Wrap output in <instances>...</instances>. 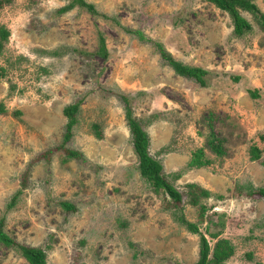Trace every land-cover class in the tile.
Instances as JSON below:
<instances>
[{
  "label": "rangeland",
  "instance_id": "1",
  "mask_svg": "<svg viewBox=\"0 0 264 264\" xmlns=\"http://www.w3.org/2000/svg\"><path fill=\"white\" fill-rule=\"evenodd\" d=\"M6 1L0 220L9 237L43 249L47 264H196L201 236L183 215L198 225L211 252L221 239L233 245L225 264L264 263V197L248 195L264 187L258 18L240 9L252 29L236 37L232 17L207 0H86L97 15L80 6L62 12L70 0ZM253 2L264 13V0ZM161 51L206 70L207 86L176 74ZM78 101L67 147L84 158L68 160L54 150L64 140L63 111ZM128 112L147 133L165 179L182 193L180 209L141 176ZM217 142L220 149L213 148ZM199 188L210 196L194 206L190 195ZM61 200L77 209L66 212ZM0 264L28 262L0 245Z\"/></svg>",
  "mask_w": 264,
  "mask_h": 264
},
{
  "label": "trees",
  "instance_id": "2",
  "mask_svg": "<svg viewBox=\"0 0 264 264\" xmlns=\"http://www.w3.org/2000/svg\"><path fill=\"white\" fill-rule=\"evenodd\" d=\"M69 1V0H68ZM210 3L215 4L219 9L227 12L233 19V35L236 37H242L248 32L251 31L252 25L250 22L244 18L240 14V9H244L246 11L252 12L260 21V24L264 27V13L261 12V10L256 6V4L253 2V0H207ZM6 0H0V9L6 4ZM76 6L84 7L88 9L90 12H93V14L97 15L98 12L96 11L94 5L88 3L86 0H70L69 4L63 8L61 11L65 12L68 9L74 8ZM7 38V32L4 31V33L0 36V51L3 48L2 41ZM161 48V47H160ZM99 53V52H98ZM107 53L105 45L102 40V45L100 47V55L105 56ZM161 58L167 62L168 65L171 66V68L176 72V74L185 77L189 80H193L197 82L201 87L207 86V81L205 77L208 75V72L202 68L199 67H192L183 64L182 62L175 60L170 54L165 53L164 51H161ZM0 76L2 74L0 73ZM252 97H257L256 92H252ZM120 98L125 102L127 106V110L129 109V99L125 95H119ZM82 101H78L77 103L70 104L67 107H65L63 113L67 117V123L65 126L64 131V140L63 143L56 148L54 151H63L66 159H77L81 160L84 158L83 153L77 150H73L69 147H67V144L72 140L74 136V128L77 124V114L79 112L80 106ZM6 112V109L4 106L0 104V114H4ZM21 112L16 111L15 114L19 115ZM128 120H129V126L132 133V139H133V147L135 154L138 157L139 160V171L141 176L143 177L146 182L154 188L155 191L162 190L170 200L172 201L173 205L180 209L182 204V193L173 185L171 184L167 179L164 177V167L162 165V162L154 158L149 151L150 148V140L143 129V126L138 122L135 121L131 116L130 112H128ZM96 127V126H95ZM98 136L100 137V134L98 133ZM219 142V141H218ZM213 146V148L220 149V143H218ZM201 150V149H200ZM52 153V151H48L44 156L48 158V155ZM252 153V160H258L260 158V150L257 147H253L251 149ZM193 164L200 166L202 165L201 157L202 154L196 153L194 155ZM49 159V158H48ZM65 159V160H66ZM208 163V162H206ZM30 168H28V171L25 172L23 177V183L22 185L26 187V178L29 175ZM193 186V185H191ZM194 187V186H193ZM199 193L197 195H190V204L197 205L199 197H209L210 194L199 188ZM22 194V188L19 189L16 194L13 196L12 201L10 204H8L7 208L11 209L16 204L17 199H19V196ZM249 196L254 197H264V187L258 188V189H252L249 191ZM60 206L66 211V212H74L77 207L74 203L70 201H60ZM204 210L205 207L201 206ZM203 216V213H202ZM182 221L185 224H188L189 229L194 233L200 234V259L196 264H225V261L231 257V255L234 252L233 245L227 240H218L216 244L214 245V248L211 252V246L209 244V241H207L204 234H201L199 232V227L197 224L188 223L187 220H185V217L181 215ZM0 245L8 248V249H15L17 252L20 253V255L26 259L28 264H47V254L43 249L35 248L31 246H26L22 244L16 243L4 230V218L0 220ZM212 254V255H211ZM210 255L212 257H210ZM256 264H264V263H256Z\"/></svg>",
  "mask_w": 264,
  "mask_h": 264
}]
</instances>
